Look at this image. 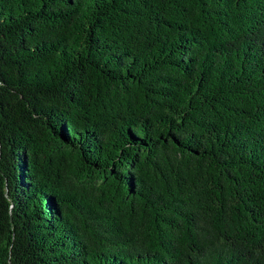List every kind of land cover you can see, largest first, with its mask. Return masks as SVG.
<instances>
[{
    "label": "trees",
    "instance_id": "16d2710c",
    "mask_svg": "<svg viewBox=\"0 0 264 264\" xmlns=\"http://www.w3.org/2000/svg\"><path fill=\"white\" fill-rule=\"evenodd\" d=\"M0 264H264V0H0Z\"/></svg>",
    "mask_w": 264,
    "mask_h": 264
}]
</instances>
